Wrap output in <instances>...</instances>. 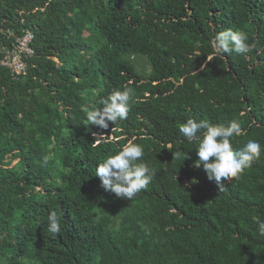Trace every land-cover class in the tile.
I'll list each match as a JSON object with an SVG mask.
<instances>
[{
    "label": "trees",
    "instance_id": "16d2710c",
    "mask_svg": "<svg viewBox=\"0 0 264 264\" xmlns=\"http://www.w3.org/2000/svg\"><path fill=\"white\" fill-rule=\"evenodd\" d=\"M226 30L251 50L217 51ZM26 32L25 74L0 64V264H264V0H0V61ZM129 87L127 119L88 125ZM189 118L236 120L260 158L219 190ZM133 138L155 175L127 200L95 169Z\"/></svg>",
    "mask_w": 264,
    "mask_h": 264
},
{
    "label": "clouds",
    "instance_id": "9594fccd",
    "mask_svg": "<svg viewBox=\"0 0 264 264\" xmlns=\"http://www.w3.org/2000/svg\"><path fill=\"white\" fill-rule=\"evenodd\" d=\"M247 40V34L242 31L226 30L216 35L214 46L217 51L247 53L251 50ZM133 94L134 90L129 87L115 90L107 98L99 100L102 107H95L86 114L88 125L107 129L109 122L114 124L127 119ZM179 132L189 141H198L195 148L198 159L193 166L202 167L207 179L215 181L219 190L224 187L225 180L238 178L262 154V146L256 140L250 139L242 147L233 148L231 138L242 135V128L236 120L224 126L189 118L179 126ZM134 141L135 138L129 140L121 150L96 165L95 176L100 180V187L117 198L133 199L148 187L155 175L142 160V146ZM187 158V153H184L183 160ZM192 181L195 183V180ZM47 230L53 238L61 231L60 219L55 211L48 216ZM258 232L264 236V222L258 223Z\"/></svg>",
    "mask_w": 264,
    "mask_h": 264
},
{
    "label": "built area",
    "instance_id": "2783aa9c",
    "mask_svg": "<svg viewBox=\"0 0 264 264\" xmlns=\"http://www.w3.org/2000/svg\"><path fill=\"white\" fill-rule=\"evenodd\" d=\"M9 36H11V34H9ZM32 40L33 34L31 32H26L22 36L15 37L12 48L4 52L0 64L8 68L12 75L19 76L25 74V58L33 54L30 47Z\"/></svg>",
    "mask_w": 264,
    "mask_h": 264
}]
</instances>
